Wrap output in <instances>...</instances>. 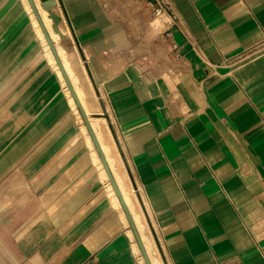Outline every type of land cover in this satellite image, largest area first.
Segmentation results:
<instances>
[{
    "label": "crops",
    "instance_id": "0c3cea01",
    "mask_svg": "<svg viewBox=\"0 0 264 264\" xmlns=\"http://www.w3.org/2000/svg\"><path fill=\"white\" fill-rule=\"evenodd\" d=\"M56 1L35 3L165 264H264V0H170L181 58L148 0ZM48 45L0 0V264H148Z\"/></svg>",
    "mask_w": 264,
    "mask_h": 264
},
{
    "label": "bare ground",
    "instance_id": "6f19581e",
    "mask_svg": "<svg viewBox=\"0 0 264 264\" xmlns=\"http://www.w3.org/2000/svg\"><path fill=\"white\" fill-rule=\"evenodd\" d=\"M41 6H42V3H41ZM43 13H44L45 22L47 23L48 26H50L49 25L50 24V20H49L47 14L44 11H43ZM48 47H49L50 55L53 57V54L51 53L50 45H48ZM77 92L79 94L81 102L83 103L86 111L88 112V110L86 108L85 99L83 97V93L78 88H77ZM71 101H72L74 107L77 109V107H76L77 105L75 103V100H74L73 96H71ZM89 118H90L91 124H92V126H93V128L95 130V133H96V135H97V137H98V139H99V141L101 143V146H102L103 151H104V153L106 155V158H107V161L109 163V166H110V168H111V170H112V172H113V174L115 176V179H116V181H117V183H118V185H119V187H120V189H121V191H122V193H123V195H124V197H125V199L127 201L128 206H129V208H130V210H131V212H132V214L134 216L135 223H136V225H137V227L139 229V232H140V234L142 236V239H143V241H144V243H145V245L147 247V250H148L149 254L151 255V259L153 261V264H164L162 259H161V257L159 256L160 254L156 251L155 248H153V241L154 240L151 237L150 233H148L146 231V225H145L144 221L142 220L140 213L136 210L135 203L133 201L132 195H131V193L129 192V190L125 186V183L123 181V177L121 175V172L116 167V159L110 153L109 146L105 143V141L103 139L102 128H101L100 122L97 119L92 118L90 115H89ZM82 130H83V134L85 135V137L87 139L86 142L88 141L90 147H92V149H94V151H95V161H96L98 167L101 170V175H102L103 178H106L108 176L107 171H106V169L104 167V164H103V162H102V160H101V158L99 156V153H98V151L96 149V146H95V143L93 141V138H92V136H91L86 124L83 125ZM110 187H111V195L113 197L114 202L116 203V205L122 207L121 201H120V199H119V197H118V195H117V193L115 191V188L113 187L112 183H110Z\"/></svg>",
    "mask_w": 264,
    "mask_h": 264
},
{
    "label": "water",
    "instance_id": "95a60500",
    "mask_svg": "<svg viewBox=\"0 0 264 264\" xmlns=\"http://www.w3.org/2000/svg\"><path fill=\"white\" fill-rule=\"evenodd\" d=\"M41 2H42V6L45 9H48V8L54 6L57 3L56 0H41ZM29 3L31 5V7H32L37 19L42 24V27H43L44 33H45V35H46V37L48 39L49 45H50V47H51V49H52V51H53V53H54V55L56 57V60H57L59 66L61 68V71H62V73H63V75L65 77V81H66V83H67L72 95L74 96V98H75V100L77 102V105H78V107H79V109L81 111V114H82V116L84 118V121H85L87 127H88V130H89V132H90V134H91V136L93 138V141H94V143L96 145V148H97V150H98V152H99V154L101 156L102 162H103V164L105 166V169H106V171L108 173L109 179H110L111 183L113 184V187L115 188V191H116V193H117V195H118V197H119V199L121 201V204H122L125 212L127 213L129 222H130V224H131V226H132V228L134 230L135 236H136L137 241H138V243L140 245V248H141V250L143 252V255H144L147 263L148 264H152V262L150 260V257H149V254H148V251L146 249L145 243H144V241H143V239L141 237V234L139 233V231L137 229L134 217H133V215L131 213V210H130L128 204H127V201H126V199H125V197H124V195H123V193H122V191H121V189H120V187H119V185H118V183H117V181L115 179V176H114V174H113V172H112V170H111V168L109 166V163L107 161V158H106V155H105V153L103 151L101 143H100V141H99V139H98V137H97V135L95 133V130H94L92 124H91L89 115L87 114V112H86V110H85V108H84V106H83V104L81 102V99H80V97H79V95H78V93H77V91H76V89H75V87H74L69 75L67 74V71H66V69H65V67H64V65H63V63H62V61L60 59V57H59V54H58V52H57V50L55 48V45H54L49 33L47 32V30H46V28L44 26L43 19H42L41 15H40V12H39L38 8H37L35 0H29Z\"/></svg>",
    "mask_w": 264,
    "mask_h": 264
},
{
    "label": "built area",
    "instance_id": "2783aa9c",
    "mask_svg": "<svg viewBox=\"0 0 264 264\" xmlns=\"http://www.w3.org/2000/svg\"><path fill=\"white\" fill-rule=\"evenodd\" d=\"M155 20H161L165 26V38L168 41L170 54L174 58L183 56L182 46L174 38V32L179 31L188 41V32L170 0H148Z\"/></svg>",
    "mask_w": 264,
    "mask_h": 264
},
{
    "label": "rangeland",
    "instance_id": "374dc122",
    "mask_svg": "<svg viewBox=\"0 0 264 264\" xmlns=\"http://www.w3.org/2000/svg\"><path fill=\"white\" fill-rule=\"evenodd\" d=\"M53 58H54V56H53ZM77 107V106H76ZM76 109V108H75ZM76 111H79L78 110V108L76 109ZM85 122L83 121V119H82V127H83V125H85L84 124ZM106 178H108V176L106 177ZM124 181V180H123ZM125 183V182H124ZM126 186V185H125ZM127 188V187H126ZM128 189V188H127ZM142 218H143V220H144V222L146 221V219H145V217L143 216V214H142ZM148 223L147 222H145V225H146V231L148 232V233H150V235H151V237L153 238V236H152V233H151V230H150V227H149V224L147 225ZM153 240H154V238H153ZM154 242V248L156 249V251L160 254L159 256L162 258V260H163V262H164V264H165V261H164V259H163V256H162V253H161V251L158 249L159 247H157V245H156V243H155V241H153ZM156 245V246H155Z\"/></svg>",
    "mask_w": 264,
    "mask_h": 264
}]
</instances>
